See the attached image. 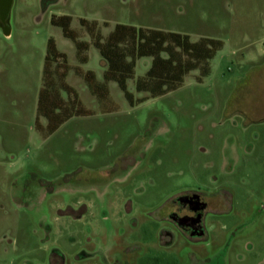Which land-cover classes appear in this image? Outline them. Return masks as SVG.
<instances>
[{"label":"rangeland","instance_id":"rangeland-1","mask_svg":"<svg viewBox=\"0 0 264 264\" xmlns=\"http://www.w3.org/2000/svg\"><path fill=\"white\" fill-rule=\"evenodd\" d=\"M63 17L87 45L83 63ZM8 25L0 264H264V0H12ZM116 25L221 46L207 75L193 70L158 97L136 90L151 58L136 59L125 90L109 81L98 102L82 75L104 82L92 36ZM49 40L65 56L51 70H65L87 110L54 132L37 118ZM187 193L207 204L199 240L168 219L186 213L175 199Z\"/></svg>","mask_w":264,"mask_h":264},{"label":"trees","instance_id":"trees-1","mask_svg":"<svg viewBox=\"0 0 264 264\" xmlns=\"http://www.w3.org/2000/svg\"><path fill=\"white\" fill-rule=\"evenodd\" d=\"M61 19L65 22L57 26L62 28L65 38L74 42L79 57L81 56L80 61L85 62L87 45L79 42L69 29V18ZM91 30L90 28V33ZM92 38L93 45L106 63L104 82H97L91 72L84 73L82 77L98 102L107 99L109 81H115L125 90L126 82L133 76L136 59L151 58V65L146 74L136 82V90L148 93L150 97H158L176 89L183 77L193 70H200L201 75H207L208 62L221 46L218 41L212 39L192 43L187 35L128 25H116L105 41H102L98 32ZM59 58L64 59L65 56L59 53L53 41L49 40L37 107V118L47 119L48 132H54L61 123L72 116L87 113L78 102L75 91L65 83V70L59 75L55 70L56 66L51 70L52 64ZM61 90L68 95L67 101L60 97ZM70 95L72 99L69 100Z\"/></svg>","mask_w":264,"mask_h":264},{"label":"flooded vegetation","instance_id":"flooded-vegetation-1","mask_svg":"<svg viewBox=\"0 0 264 264\" xmlns=\"http://www.w3.org/2000/svg\"><path fill=\"white\" fill-rule=\"evenodd\" d=\"M175 201L181 205V211L186 213L181 216L176 213H170L168 219L188 239H201L205 233L203 222L207 204L199 195L194 193L181 195Z\"/></svg>","mask_w":264,"mask_h":264},{"label":"water","instance_id":"water-1","mask_svg":"<svg viewBox=\"0 0 264 264\" xmlns=\"http://www.w3.org/2000/svg\"><path fill=\"white\" fill-rule=\"evenodd\" d=\"M11 7L12 0H0V28L5 36L10 32L8 21Z\"/></svg>","mask_w":264,"mask_h":264}]
</instances>
